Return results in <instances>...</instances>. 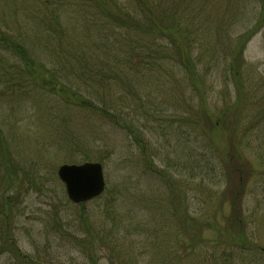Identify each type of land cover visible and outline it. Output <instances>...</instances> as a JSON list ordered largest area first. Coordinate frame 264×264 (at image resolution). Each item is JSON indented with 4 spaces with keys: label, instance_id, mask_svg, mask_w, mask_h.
<instances>
[{
    "label": "rangeland",
    "instance_id": "1",
    "mask_svg": "<svg viewBox=\"0 0 264 264\" xmlns=\"http://www.w3.org/2000/svg\"><path fill=\"white\" fill-rule=\"evenodd\" d=\"M166 5L196 30L178 51L193 77L166 37L150 68L106 69L138 37L90 3L0 0V245L22 257L0 264H264V1ZM85 161L105 190L75 204L57 169Z\"/></svg>",
    "mask_w": 264,
    "mask_h": 264
},
{
    "label": "trees",
    "instance_id": "2",
    "mask_svg": "<svg viewBox=\"0 0 264 264\" xmlns=\"http://www.w3.org/2000/svg\"><path fill=\"white\" fill-rule=\"evenodd\" d=\"M61 1L64 2V0H61ZM74 1L76 2V4L78 3V4L83 5V7H85V5L89 3L92 4L94 7H96V9H99V13L103 17L107 18L111 22L110 25H114L115 27L127 28L130 31L132 30L133 32H135V34L138 37L135 41L126 42L127 46L124 47V49L120 50L121 51L120 55L122 56V58L119 61V63L116 61L117 65H115L109 62L105 64L106 69L114 67L118 71H122L123 69L120 67V64H125L129 67L130 66L134 67V71L148 69L152 66V64L154 63L156 64V60L160 58L162 59L161 55L158 54V50L156 51V53L150 50L148 43L154 42V44H156L158 43V41L166 37V39H164L166 40L165 42H168V44H171L172 46H174L173 49L177 50V52L175 53L177 55L179 54L178 51H180V48H184L185 46L189 47L190 43H188V40L189 42H191L190 40L191 37H189L192 34L191 31H196L190 28V26L188 25L189 23L186 24L185 22L184 23L181 22L179 18L181 17V13L179 11H182L184 7L182 8L169 7L168 5H166L168 0H128L125 3L126 6L119 5L116 0H74ZM168 21H172V23L168 24ZM174 35L175 37L176 36L185 37V40H184L185 43L183 41L185 45L183 47L181 45H178L172 40L174 39ZM162 48H163L162 51H164L165 47L162 46ZM242 51L243 50L239 51L238 53H234V55L238 54V57H236L234 62L240 69L242 68L244 64V60L241 55ZM183 54H184V51H183ZM179 59L180 61L178 60L176 61L179 62L184 68L186 67V69L188 70V73L192 72V74H190V77L195 76L196 74L193 75L195 61L193 59L191 60V58H186L183 61V58L180 56V54H179ZM189 62L193 64L192 70L187 66ZM159 65L156 66L155 69L159 68ZM102 75L104 77L106 75L105 72H102ZM76 98L81 100L83 106H88V105L83 104L87 100H84L82 97H79L78 95L76 96ZM112 118L115 119L114 116H112ZM242 160L243 159L241 158L238 160V162L240 163L242 162ZM240 171H241L240 167L234 168L233 166L230 168V171H229V177L232 179H235L238 182L239 190L236 188L238 186H236L235 192L233 194V195L237 194L238 196L242 195L240 188L243 184L242 181L244 180L240 174ZM232 193L233 192H231L230 194L231 198L233 196ZM235 198L236 196H234L233 198L234 201H235ZM0 200L2 201L0 204V221L4 222L5 225L6 223L10 224L14 219V216L10 214V211L15 206V202L10 200L9 198H3ZM223 203H224V200H222L220 207L223 206ZM233 206H234V203H233ZM241 221H242L241 216L237 215L235 216L234 221H233L236 224V226L233 227L232 222H229V221H228V225L234 228L233 231H236V230L240 231V228L242 227ZM188 223L196 226L195 219H190ZM196 227H197V230L199 231L198 232L199 234H197V237L199 238V240L201 238L200 243H205L204 239L202 238L203 236L201 234V227L199 226H196ZM211 227H213L212 224H211ZM208 229H210L209 225H208ZM208 229H206V231ZM187 230L188 232H190L192 230V226H189ZM237 234L239 236L238 240H235L231 236L228 238V243L226 246L230 244H233V246H236V247H246L247 246L246 244L247 239H243L244 236H242L239 233ZM5 241H7L6 238H5ZM99 241L103 242L101 240ZM87 243H88L87 248H92L91 246L94 243H91V241ZM8 244L10 248L9 247L5 248L0 245V255H2L4 252H13L16 256L18 255L17 259L22 258L20 257L18 250L16 248L15 249L14 247L11 248L10 244H13V242L10 241L9 238H8ZM81 245L83 247L86 246L85 244H83V242L81 243ZM26 263L33 264V263H28V262Z\"/></svg>",
    "mask_w": 264,
    "mask_h": 264
},
{
    "label": "water",
    "instance_id": "3",
    "mask_svg": "<svg viewBox=\"0 0 264 264\" xmlns=\"http://www.w3.org/2000/svg\"><path fill=\"white\" fill-rule=\"evenodd\" d=\"M57 176L65 187L68 199L81 203L99 196L105 187L102 165L86 161L79 164H62Z\"/></svg>",
    "mask_w": 264,
    "mask_h": 264
}]
</instances>
